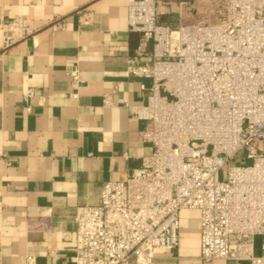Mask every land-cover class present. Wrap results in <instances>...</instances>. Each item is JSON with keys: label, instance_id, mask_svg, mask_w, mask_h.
I'll return each mask as SVG.
<instances>
[{"label": "built area", "instance_id": "obj_1", "mask_svg": "<svg viewBox=\"0 0 264 264\" xmlns=\"http://www.w3.org/2000/svg\"><path fill=\"white\" fill-rule=\"evenodd\" d=\"M160 6L176 24L158 20ZM126 21L139 38L120 75L145 93L129 108L150 152L125 178L102 182L96 204L77 207L71 261L153 264L156 250L178 246L179 212L192 209L203 261L264 264V242L255 246L264 236V0H127ZM32 33L26 17L0 21L3 48ZM67 75L76 97L78 69ZM33 95L24 94L28 111ZM240 151L243 163L231 164Z\"/></svg>", "mask_w": 264, "mask_h": 264}, {"label": "crops", "instance_id": "obj_2", "mask_svg": "<svg viewBox=\"0 0 264 264\" xmlns=\"http://www.w3.org/2000/svg\"><path fill=\"white\" fill-rule=\"evenodd\" d=\"M126 2L0 0V21L23 16L33 30L0 43V264H23L26 255L73 264L77 207L96 204L102 182L125 178L150 152L129 108L145 93L120 75L139 38L128 30ZM158 13L160 22L178 21L166 7ZM57 20L64 28H53ZM73 66L82 80L76 97ZM179 221L178 246L156 250L153 264H242L200 258L199 211L181 210Z\"/></svg>", "mask_w": 264, "mask_h": 264}, {"label": "rangeland", "instance_id": "obj_3", "mask_svg": "<svg viewBox=\"0 0 264 264\" xmlns=\"http://www.w3.org/2000/svg\"><path fill=\"white\" fill-rule=\"evenodd\" d=\"M241 157H244V151H240L235 159L231 162V164H242L243 161L241 160ZM261 242H264V236H256L255 237V246H256V252L258 251V246ZM242 264H247V262H242Z\"/></svg>", "mask_w": 264, "mask_h": 264}]
</instances>
